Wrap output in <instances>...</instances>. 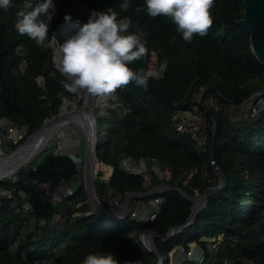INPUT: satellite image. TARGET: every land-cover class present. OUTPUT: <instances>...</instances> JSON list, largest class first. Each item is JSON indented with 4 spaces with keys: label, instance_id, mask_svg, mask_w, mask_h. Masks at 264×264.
Returning a JSON list of instances; mask_svg holds the SVG:
<instances>
[{
    "label": "trees",
    "instance_id": "obj_1",
    "mask_svg": "<svg viewBox=\"0 0 264 264\" xmlns=\"http://www.w3.org/2000/svg\"><path fill=\"white\" fill-rule=\"evenodd\" d=\"M89 4L91 9L111 7L121 17H131L128 31L142 29L147 34L148 51L131 62L133 68L150 71L152 51L167 63L163 77L153 75L147 88L134 82L117 88L114 99L97 116L98 162L113 169L108 182L96 179L100 200L108 206L110 191L120 194L122 201L129 193L146 191L141 176L120 167L122 154L156 159L171 172L169 184L189 195L217 185L208 154L214 129L213 155L226 176V187L208 197L191 225L165 240L191 213V202L176 190L162 193L164 203L152 222H136L129 216L105 221L96 214H85L90 208L84 184L51 205L44 204L24 183L0 179L5 187L16 188L12 198L0 202V264H81L87 254L105 250L114 252L119 262L157 264V254L142 246V233L157 235L154 244L164 257L163 264H171L170 253L177 245L192 243L205 250V257L188 264H223L226 259L233 264L242 260L264 264V111L239 120H232L226 112L230 102L239 106L260 89L255 79L264 83V64L252 51L249 33L239 24L244 16L243 1L215 0L213 23L205 35L194 34L190 42L182 38L170 17L150 16L145 0H129L126 9L121 0H89ZM23 6L24 0H13L8 9H0V117L27 125L31 135L57 116L63 100H70L73 94L63 86L61 81L68 79L53 62L51 45L60 48L63 36L57 30L62 21L53 16L48 37L37 45L15 27ZM89 14L84 10L82 21ZM38 77L43 78L42 85ZM210 94L221 107L205 111L210 125L208 144L205 151H197L189 135L176 131L173 115L177 109L203 110ZM192 167H205L209 178L197 174L188 185L181 184ZM152 184L160 181L154 179ZM26 202L32 203L31 210L23 209ZM77 212L80 214L75 215ZM219 236L220 249L212 255L204 239Z\"/></svg>",
    "mask_w": 264,
    "mask_h": 264
},
{
    "label": "clouds",
    "instance_id": "obj_2",
    "mask_svg": "<svg viewBox=\"0 0 264 264\" xmlns=\"http://www.w3.org/2000/svg\"><path fill=\"white\" fill-rule=\"evenodd\" d=\"M145 4L150 16L163 14L170 17L176 30L188 42L192 41L194 34L205 35L213 23L211 9L215 0H145ZM12 5L13 0H0V9ZM128 6L129 0H121L122 8ZM55 12V0H24L15 27L37 45L43 44ZM132 23L131 17H121L111 7L107 10L91 9L86 21L65 13L57 30L63 36L59 45L62 53L60 71L70 78L61 81L63 86L72 92L84 90L96 95L111 94L129 82L147 88L154 73L131 66L134 59L147 53V34L142 29L128 31ZM81 264L120 262L114 252L105 250L87 254ZM125 264L133 262L125 261Z\"/></svg>",
    "mask_w": 264,
    "mask_h": 264
},
{
    "label": "built area",
    "instance_id": "obj_3",
    "mask_svg": "<svg viewBox=\"0 0 264 264\" xmlns=\"http://www.w3.org/2000/svg\"><path fill=\"white\" fill-rule=\"evenodd\" d=\"M64 9L68 10L70 13H73L74 10H76V7L74 4H66L60 0L56 3V12L54 16L59 18ZM83 14L84 9H79L77 15H74V18L80 17ZM24 66L25 61L21 63V68L23 69ZM150 71H152L151 68ZM154 76L157 77L155 73ZM161 77H163V75H160L157 78ZM37 82L39 85H42L44 80L42 77H38ZM201 100L202 97L198 99L199 102H201ZM204 103L205 105L203 110L194 111L189 109H177L173 115L174 127L176 131L189 135L192 141L195 143L197 151H205L208 144L210 125L206 120L205 111L209 108H213L215 111L219 109L214 94H210ZM230 108L233 109L232 107ZM242 110L244 111L242 117L245 118H254L264 111V92H261L259 95H257L254 101L245 106ZM28 134L29 129L27 125H18L7 118L0 117V149L9 151L12 147L16 148L20 146L28 138ZM65 150V138H53L46 150L49 152V154L44 168L35 162V158L39 153L42 152L41 151L36 157H34V159L21 166L11 177L7 178L8 181H10L12 184L18 182L24 183L30 188V191L36 194V197H38L44 204L56 205L63 198L72 194V192L75 190V185L71 184L70 180L74 179L76 174L71 173L67 176V172H71L73 167H76V171H79L81 167V163L77 162L73 158H71V160L66 165L61 166H57L51 162L54 159L60 158ZM119 161L120 167L126 173L130 175H139L142 177L143 187L147 192H150L151 188L154 186L152 184L154 179L159 180L160 183H169V181L172 179L171 172L161 166L154 158H134L127 154H122L119 158ZM148 164H150L149 167ZM112 171L113 169L110 167L108 177H106V179L100 180L103 182H108L112 175ZM206 171L208 170L205 167H193L190 169L189 178L191 180L197 174H199L201 177H206ZM189 181L183 184L188 185ZM15 189L16 188L13 186L5 187L4 185L0 184V202L4 198H12L14 196ZM163 192L164 191L155 192L142 199L133 200L124 213L118 214L119 219L129 216L131 220L140 223L154 221L158 217L161 206L164 203V197L162 196ZM20 194L22 197L25 196L23 191H21ZM109 195L110 198L108 200V208L112 213H116L122 205V196L118 193H114L113 191H110ZM136 206L139 207L137 208ZM23 209L26 211L31 210L32 203H24ZM91 213L92 211L90 209L85 214L89 215ZM140 235L139 239L142 243V246L145 250H147L140 238ZM204 241L206 249L211 252L212 255H214L220 249L222 236L217 238H205ZM172 252L175 253L176 256H183L186 261L193 263H199L205 257V250L199 245H188L187 247L182 244L177 245ZM157 257V264H163L164 257L162 255H157ZM231 263L232 261L226 259L223 264Z\"/></svg>",
    "mask_w": 264,
    "mask_h": 264
},
{
    "label": "water",
    "instance_id": "obj_4",
    "mask_svg": "<svg viewBox=\"0 0 264 264\" xmlns=\"http://www.w3.org/2000/svg\"><path fill=\"white\" fill-rule=\"evenodd\" d=\"M244 3V16L241 20H239V24L244 28V30L249 33L250 41H251V48L253 53L255 54L256 58L264 64V0H242ZM60 70V69H59ZM206 89H204L200 95L203 96ZM264 90H260L257 93L251 95L248 99H246L241 105L235 106L233 103H229L230 107L236 110H242L245 106L250 104L254 101V99ZM105 102V101H104ZM97 107V104L94 107H89V111L86 110H72L70 114H73L75 111L79 114L87 113L92 117L93 120V132L87 133L83 127L81 128L76 122L68 121L70 126H75L80 129L83 134L85 135V152L83 156V180H84V187L86 192L88 193V199L86 203L89 205L93 214L103 218L105 221H113L119 220V213H124L128 206L131 204L133 200L142 199L149 194L159 192V191H167V190H176L184 199L191 202V213L186 220V222L180 226H176L172 228L169 233L167 234L168 240L174 237L178 232L183 230L185 227L191 225L195 219L198 217L199 213L204 209L207 203V199L210 196L215 195L219 191L223 190L226 187L227 180L225 174L220 170L218 167L214 155L213 149L215 146V139L217 136V131L214 129L212 134V140L208 149L209 159L211 161V165L215 170L218 178V184L214 186H210L205 188L201 193H197L195 195H189L182 188L178 186H172L169 183H160L156 184L151 188L150 192L147 191H140V192H133L129 193L122 202L121 207L118 209L116 213H112L100 200L96 191V165L98 163L97 157V139H98V125H97V116L95 115L94 111ZM104 110L107 106L102 107ZM62 118V113L60 112L57 116L50 118L49 120L45 121L43 125L34 133L28 136V138L18 147L10 150L9 152L0 153V164L2 168L6 170L5 174H0V179H7L11 177L21 166L27 164L31 161L36 155L33 154L26 161H22L21 159L17 160L14 156L16 153L28 147L41 133V131L46 126L47 122L57 121ZM7 163H3L7 160ZM163 192V193H164ZM197 200H200V205L195 209L197 204ZM157 235L155 233H142L140 235L141 240L143 241L147 251L160 255L158 250L154 244V238ZM121 264H125V261H122ZM133 264H140V262H133Z\"/></svg>",
    "mask_w": 264,
    "mask_h": 264
},
{
    "label": "rangeland",
    "instance_id": "obj_5",
    "mask_svg": "<svg viewBox=\"0 0 264 264\" xmlns=\"http://www.w3.org/2000/svg\"><path fill=\"white\" fill-rule=\"evenodd\" d=\"M58 1H60V0H55V3H57ZM63 2L66 3V4H74L75 5L76 10H74V12L71 13L73 18H74V15L75 16L77 15V12H78L79 9H84V10L89 11V12H90V9H91V6L89 4V0H63ZM65 13H70V12L68 10H65V9L63 10L61 16L59 17V19L62 21V23H63V19H64ZM79 18H81V20L84 19L83 15H81ZM51 47L53 49L54 66H55V68L58 71H60L59 68L57 67V64H56L55 58H54L55 50L59 49V48H56L54 45H51ZM165 62H166V60L163 59V58L161 59L159 57V54L156 51H152V56H151V61H150V68L157 75V77L160 76V72L161 71H164L166 69V67L162 68V65H164ZM166 65H167V63H166ZM62 74L67 79H70L67 76V74H64V73H62ZM254 82L260 84V86H261L260 89L257 90L255 93H257L260 90H264V83L262 82V79H255ZM71 93L73 94V97L70 100L69 99H64L63 100L62 106L60 108V112H62V110L66 107L64 105L65 102H68V107H67L68 111H72V110H77V111L86 110V111H89V107H94L97 104V99H95V97H93L92 94H89L88 92H86L84 90H78L76 92H72L71 91ZM204 94H205V92H204ZM204 94H203V96H204ZM111 99H114V92L111 93V94H108V97L105 100V106H108V103H109V101ZM218 106H219V108L221 107L220 103H218ZM103 111H104L103 108L96 107L94 113H95L96 116H99V115H101V113H103ZM226 112H227V114L230 116V118L232 120H239V119L245 118V117H242V114H244L243 110H236V109L226 108ZM56 137H59V138H63L64 137L65 139L66 138L67 139L73 138V139H75V145H78V146H76V148L69 147L68 151H67L68 153H63L60 158H57V159H54V160L51 161L52 163H54L57 166L66 165L71 160L70 155L72 157H76L77 154H78V151H79V153H81V155L79 156L80 159H81V161H79L81 163V165H80L81 167H80L79 171H76V169H75L76 167L75 168L73 167L72 171L71 172H67V174H66L67 176L70 175L71 173H75L76 174V176H74V179L70 180L71 184H74L75 185V189H76L79 185L84 184V180H83V156H84V152H85V135L77 127L68 126L67 129H65L61 133H59V136L56 135L54 138H56ZM51 141L46 145V148L41 152L42 154L39 153L40 155L38 154V156L36 155L37 157L35 156L36 157L35 158V162L37 164H39L42 168L45 167V163L47 161L48 154H49V152L46 151V150L48 148V145L51 143ZM67 144H68V146H72L73 145L72 143H67ZM5 152H9V151H5L4 149H0V153H5ZM149 165L150 164H148V166ZM109 172H110V166H108V165H106L104 163H101V162L97 163V165H96V179H97V177H99V179H106V177H108V175H109ZM189 172H190V170L186 172L185 178L182 181H180L181 184L187 183L190 180ZM206 177L209 178L208 171H206ZM198 193H201V192H198ZM195 194H197V193H195ZM104 205H105V203H104ZM105 206L108 208L107 205H105ZM136 207L138 208L139 206H136ZM79 214H80V212H77L75 215H79ZM191 245L192 246L193 245L197 246L199 244L192 243ZM15 247H16V245L13 246V249ZM169 259H170V263L171 264H188L187 263L188 261H186L183 258V256H176L175 253H173V252L170 253V258ZM121 262H120V264H121ZM128 262H135V261H128ZM231 264H233V263H231ZM239 264H255V263H253L251 261H248V260H242V261H240Z\"/></svg>",
    "mask_w": 264,
    "mask_h": 264
},
{
    "label": "bare ground",
    "instance_id": "obj_6",
    "mask_svg": "<svg viewBox=\"0 0 264 264\" xmlns=\"http://www.w3.org/2000/svg\"><path fill=\"white\" fill-rule=\"evenodd\" d=\"M61 49L55 50V62L57 64V67L60 69V59H61ZM95 99H97V107H103L105 104V100L108 97L107 95H96L92 94ZM96 104V103H95ZM64 105L66 106L62 110V118L57 121H51L47 122L44 129L41 131V133L38 135V137L28 146L24 149L19 150L16 155L14 156L17 160L21 159L22 161H26L27 158H29L33 154H37L41 152L45 146L57 135L59 136V133H61L63 130L67 129L68 126H70L68 121L76 122L81 128L88 133L93 132V120L90 115L87 113L79 114L76 111L73 114H70V111H68V102H65ZM8 159L5 160L3 163H7ZM9 162V161H8ZM3 164H0V174H5L6 170L2 168ZM201 201L197 200V204L195 206V209L200 205Z\"/></svg>",
    "mask_w": 264,
    "mask_h": 264
},
{
    "label": "crops",
    "instance_id": "obj_7",
    "mask_svg": "<svg viewBox=\"0 0 264 264\" xmlns=\"http://www.w3.org/2000/svg\"><path fill=\"white\" fill-rule=\"evenodd\" d=\"M64 138V137H63ZM67 143H72L73 145L72 146H68V144ZM76 146H78V145H75V139H73V138H71V139H65V147H66V150L64 151V153H68L67 151H68V148L69 147H72V148H76ZM81 155V153H79V151H78V154H77V156L76 157H72L71 155H70V157L71 158H73V159H75L77 162H79L81 159H80V156ZM150 166V165H149ZM148 166V167H149ZM119 211V210H118Z\"/></svg>",
    "mask_w": 264,
    "mask_h": 264
}]
</instances>
